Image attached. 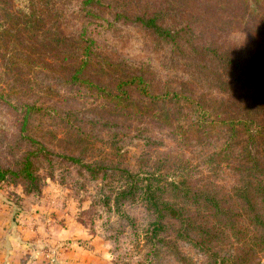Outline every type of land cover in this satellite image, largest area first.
Masks as SVG:
<instances>
[{
	"label": "rangeland",
	"instance_id": "rangeland-1",
	"mask_svg": "<svg viewBox=\"0 0 264 264\" xmlns=\"http://www.w3.org/2000/svg\"><path fill=\"white\" fill-rule=\"evenodd\" d=\"M113 1L107 3L112 5ZM29 2L35 6L34 13L41 12L46 24L53 19L52 26L62 35L76 39L85 30L95 40V57L89 65L93 71L87 75L95 86L101 81L106 90L114 91L117 85L115 66L103 74L96 72V66L103 63L101 57L106 55L108 64L121 66L117 69H121V78L139 69L147 73L153 94L161 96L181 88L183 98L193 91L190 99L198 102L201 94L209 91L200 84L196 87L186 82L185 68L180 67L181 61H171L170 48L153 43L147 33L116 18L111 11L101 9L104 16L97 12L81 15L78 0H0V23L4 18L8 22L10 15L23 14L17 10L32 7ZM140 5H130L126 10L133 14ZM161 17L167 26L192 22L189 31L180 34L185 39L197 37L195 32L202 25L198 16ZM212 17L210 30H215L218 27ZM221 17L214 16L217 20ZM225 40L237 53L254 48L253 39L239 29L230 31ZM11 72L0 66V207L16 225L34 226L37 234L45 238L62 228L74 233L81 230L91 242L86 240L81 246L104 257L109 264H247L242 249L250 245V234L230 235L246 222L244 207L232 190L235 172L230 164H224L210 175V164L217 161L194 144L195 134L183 123L188 117V111L180 107L183 98L179 103L145 100L130 87L124 101L106 94L98 109V100L95 102L90 91L57 84L45 71L14 70L15 77ZM27 104L34 108L31 111H38L32 115L27 133L22 134L19 121ZM205 104L210 106V96ZM23 136L40 141L53 152L71 153L86 163L118 164L157 187L166 186L163 196L181 217L164 227L169 236L164 242L168 245H157L158 256L145 255L156 246L146 245L142 239L151 229L149 212L140 203L129 202L116 210L115 192L123 185L117 174L93 180L67 161L39 158L32 166L35 181L23 179L20 169L25 154L40 148ZM211 152L212 149L210 156ZM169 181L183 185L182 191L174 194L168 188ZM200 186L209 195L210 187L216 191L225 206L222 212L214 215L213 209L210 218V205L203 202L204 196L193 194ZM176 231L182 235L177 236ZM54 247L59 254L66 248L61 244ZM48 250L56 254L54 249ZM256 264H264V259Z\"/></svg>",
	"mask_w": 264,
	"mask_h": 264
},
{
	"label": "trees",
	"instance_id": "trees-1",
	"mask_svg": "<svg viewBox=\"0 0 264 264\" xmlns=\"http://www.w3.org/2000/svg\"><path fill=\"white\" fill-rule=\"evenodd\" d=\"M78 12L81 15L101 14L100 10H107L113 16L129 22L132 26L140 28L147 33L152 42L157 45L167 46L173 55L172 62L181 61L184 66L186 82L200 84L206 89L207 94H201L199 101L190 99L193 91H188L184 96L181 92L171 90L163 95L153 94L147 77L149 75L142 69L130 72L127 78H121V66L107 63L108 57H101V65L96 68L97 73L103 74L105 69L115 66L114 91H108L101 85V81L94 85L88 78L89 68L96 51L94 39L87 36V31L82 30L76 39L67 37L57 32L50 22L45 23L40 13H34V4L26 10H17L19 15L8 16L0 23V66L3 71L14 70L17 73L30 69L47 72L57 84L62 86L77 87L80 90L90 91L98 100V109H101L103 96L108 94L114 100L124 101L123 96L128 95V90L133 87L137 94L145 100L168 99L179 103L188 111V117L183 120L186 129L190 127L195 134L196 146L201 147L208 158L217 161L210 164L211 172L224 164H230L235 172L233 193L238 194L239 201L245 211V224L234 232L250 234V245L243 247V257L247 264H256L264 259V0H147V5L142 0H114L112 5L108 0H78ZM143 4V5H140ZM140 5V10L129 14L128 6ZM143 11V12H142ZM140 12L142 14L140 15ZM38 16V17H36ZM161 16H198L202 21L201 28L195 32L197 37L185 39L181 33L189 31L191 24L165 25ZM210 16L216 23L215 30H210ZM214 16H222L216 19ZM40 17V19H39ZM214 18V19H213ZM226 18V19H225ZM209 19V22H205ZM225 19V20H224ZM86 28V27H85ZM241 30L254 41L253 50L245 53L234 52L226 44L225 37L232 30ZM90 33V32H89ZM187 35V34H184ZM48 58L49 61L45 59ZM92 65V64H91ZM5 73V72H4ZM106 80L105 78H101ZM129 86V87H124ZM95 87L96 89H94ZM210 96V106L205 100ZM205 99V100H204ZM21 113L19 121L21 133H27V128L32 122L30 104ZM140 109V105H135ZM52 111V110H51ZM102 111V110H101ZM99 110V112H101ZM24 140L37 144L40 148L25 154L20 175L23 179L35 181L32 166L34 160L39 158H59L81 169L93 180L110 178L119 175L123 183L115 192L114 204L116 210L125 203H140L149 212L151 229L143 234V243L154 244L146 256H158L157 245L162 243L167 246L164 239L169 236L164 231L168 223H177L181 220L180 213L164 197L165 190L148 180L141 178V174L132 173L118 164L105 165L83 162L74 154H59L46 148L40 141L34 139ZM203 139V141H202ZM202 141V142H201ZM202 143V144H201ZM198 149V148H197ZM201 149V150H202ZM212 149L211 156L210 150ZM202 150V151H203ZM228 158L226 160L225 158ZM204 164V158L203 163ZM3 177V176H2ZM148 181V182H145ZM216 186V184H214ZM169 190L174 194L181 192L183 185L168 182ZM194 196H204L203 202L210 205V218L225 209L216 191L210 187V195L203 187L193 191ZM214 209V213L212 211ZM176 235H182L176 231ZM151 263V260L149 261Z\"/></svg>",
	"mask_w": 264,
	"mask_h": 264
},
{
	"label": "crops",
	"instance_id": "crops-1",
	"mask_svg": "<svg viewBox=\"0 0 264 264\" xmlns=\"http://www.w3.org/2000/svg\"><path fill=\"white\" fill-rule=\"evenodd\" d=\"M86 240L91 244L85 232L78 230L74 233L68 228L45 238L37 234L34 226L16 225L8 212L0 209V264H27L29 255L34 262H39L47 249L56 252L54 246L58 244L66 246L60 254L56 252L54 255L58 264H109L104 257L100 258L81 246Z\"/></svg>",
	"mask_w": 264,
	"mask_h": 264
},
{
	"label": "built area",
	"instance_id": "built-area-1",
	"mask_svg": "<svg viewBox=\"0 0 264 264\" xmlns=\"http://www.w3.org/2000/svg\"><path fill=\"white\" fill-rule=\"evenodd\" d=\"M54 255H55L54 252L47 249L44 252V256L41 261L34 262L32 256L29 255V257L27 258V264H58Z\"/></svg>",
	"mask_w": 264,
	"mask_h": 264
}]
</instances>
